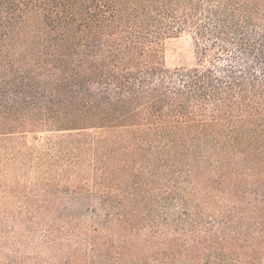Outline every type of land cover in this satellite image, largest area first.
Wrapping results in <instances>:
<instances>
[{
    "label": "trees",
    "instance_id": "trees-1",
    "mask_svg": "<svg viewBox=\"0 0 264 264\" xmlns=\"http://www.w3.org/2000/svg\"><path fill=\"white\" fill-rule=\"evenodd\" d=\"M184 33L200 64L171 70L165 43ZM25 130L134 131L152 177L194 176L196 193L226 204L205 228L200 212L183 214L184 241L169 234L178 222L137 206L135 189L92 216L116 224L113 263L132 260L147 232L158 263L264 264V0H0V135ZM94 243L91 264L110 261L115 241Z\"/></svg>",
    "mask_w": 264,
    "mask_h": 264
},
{
    "label": "rangeland",
    "instance_id": "rangeland-1",
    "mask_svg": "<svg viewBox=\"0 0 264 264\" xmlns=\"http://www.w3.org/2000/svg\"><path fill=\"white\" fill-rule=\"evenodd\" d=\"M165 57L171 70L200 64L188 33L165 43ZM204 65L213 68L210 60ZM25 131L0 135V264H91L100 258L89 252L97 245L94 241L104 244L112 239L115 248L108 251L110 261L105 257L98 264H137L142 258L146 264H163L145 244L147 232L136 242L132 260L113 263L122 250L120 242L110 236L116 224L93 223L95 211H113L117 201L126 200L135 189L134 199L144 202L137 206L151 212L156 222L166 219L171 227L178 222L177 232L163 227L162 240L168 229L171 238L190 239L191 228L182 222L183 214L194 218L200 212V228H205L221 217L220 210L227 209L226 204H218V211L217 200L209 203L196 193L194 176L186 183L176 179L177 186L170 179L161 182L152 177L155 165L142 164L137 156L149 144L134 131ZM180 168V172L189 170ZM169 196L174 198L171 205L159 202ZM102 199L114 203L105 205ZM108 245L98 252L105 253Z\"/></svg>",
    "mask_w": 264,
    "mask_h": 264
}]
</instances>
